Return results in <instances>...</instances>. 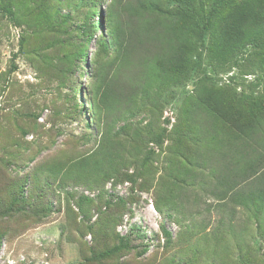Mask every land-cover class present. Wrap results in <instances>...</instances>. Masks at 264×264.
I'll use <instances>...</instances> for the list:
<instances>
[{"label": "rangeland", "instance_id": "1", "mask_svg": "<svg viewBox=\"0 0 264 264\" xmlns=\"http://www.w3.org/2000/svg\"><path fill=\"white\" fill-rule=\"evenodd\" d=\"M241 1L188 7L194 69L148 98L153 113L118 115L102 78L120 77L108 92L121 98L142 77L118 70L125 0H0V264H264V202L215 193L225 165L237 176L238 153L259 164L263 146L239 151L228 122L222 145L185 129L199 85L244 116L263 111L264 50L211 60L213 21ZM153 120L160 144L138 133ZM263 172L254 165L242 185H263Z\"/></svg>", "mask_w": 264, "mask_h": 264}, {"label": "trees", "instance_id": "2", "mask_svg": "<svg viewBox=\"0 0 264 264\" xmlns=\"http://www.w3.org/2000/svg\"><path fill=\"white\" fill-rule=\"evenodd\" d=\"M174 3V8L169 4ZM197 3V0H125L123 8L125 17L118 28L117 53L120 68L130 74L136 72L142 77L127 83V93L123 97L112 98L108 92L120 77L102 78L104 100L116 114L133 113L135 108L140 112H152L156 108L153 101H148L152 94L159 95L173 87L179 86L194 69L193 60L196 53L195 37L200 34L199 23L187 11ZM215 35L210 47L211 60L225 64L234 52L254 45L264 50V0H242L225 14L217 15L213 21ZM213 26H211L213 28ZM21 48L24 39L20 41ZM118 66V63H117ZM116 78V79H115ZM197 96L192 105L190 116L186 120L185 129L193 133L200 141H225L221 137L226 123L232 124L237 132L234 146L245 151L263 146L260 152L259 164L256 160L243 153H238L235 162L237 176L229 177L226 171L220 174L221 186L217 195L222 200L231 199L233 202H264V184L252 187L253 182L246 186L242 183L248 180L254 167L264 165V106L263 111H254L244 116L238 107L226 101L220 88L213 85H199ZM142 93L141 106L138 105L139 95ZM158 121L153 120L138 131L139 136L155 143H162V134H157ZM244 139V140H243ZM259 153V152H258ZM249 170L250 172L248 173ZM229 174V173H228ZM242 175V176H241ZM257 180L264 182V172ZM247 204V203H246ZM227 206L228 204H224ZM166 232V231H165ZM169 237L170 234L166 232ZM126 241L107 250L103 255L115 253L126 247Z\"/></svg>", "mask_w": 264, "mask_h": 264}]
</instances>
